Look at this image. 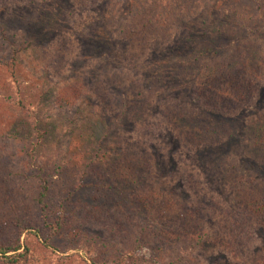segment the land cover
<instances>
[{"label":"rangeland","instance_id":"374dc122","mask_svg":"<svg viewBox=\"0 0 264 264\" xmlns=\"http://www.w3.org/2000/svg\"><path fill=\"white\" fill-rule=\"evenodd\" d=\"M156 1L0 0V153L4 147L16 149L13 146L18 145L16 151L21 155L10 160V169L5 165L0 170V229L5 217L10 222L18 211L23 220V212L35 208L41 182L33 175L41 166L51 182L50 191L56 190L54 199L67 200L64 205L70 208L64 211L87 209L92 202L86 196L95 193L100 195L97 206L111 207V215H116V210L143 196L157 212L165 213L161 217H174L167 225L164 218L157 219V227L165 231L176 228L181 235L185 225L174 214L180 206L202 207L198 204L202 199L206 204L204 212L210 214L208 203L227 204L224 191L220 193L223 189L217 188L213 180L220 171L236 163L243 173L264 179V142L255 141L251 135L260 127L264 130V82L260 96L252 104L246 102L229 119L216 120L213 146L202 154L188 155L185 142L181 147L172 139L198 130L196 121L173 118L175 113L187 114V106L197 99L196 87L204 86L188 73L178 75L179 67L194 69L195 63L188 66L187 58L172 68L174 49L187 48L180 40L193 36L192 31L200 28L195 49L212 48L203 69L213 67L222 58L224 66L220 67L232 73L236 66L234 54L244 49L248 36L246 30L235 28L240 20L232 18L238 12L252 16L257 8L254 0H198L203 8L200 21L188 18L191 22L180 24L176 12L167 15L168 27L155 35L147 48L142 44L133 46L116 33L133 19L144 23L143 9L152 8ZM252 27L253 39L264 51V25ZM175 37L177 42L171 49L168 44ZM13 44L18 51L16 58ZM155 78H160L158 84L146 85ZM18 100L22 104L26 100V105L37 112L23 110ZM173 123L177 125L173 127ZM199 142L209 144L205 139ZM25 144L30 149L38 144L37 157L41 160L35 169L28 170L31 185L23 190L27 171L23 163ZM145 146L148 152L143 154L140 148ZM144 156L150 158L146 160ZM174 166L179 171L173 170ZM87 168L94 178H84ZM4 169L10 170L9 178L1 173ZM105 177L108 180H103ZM95 183L100 184L101 192L96 193ZM218 217L205 221V229L198 230L197 242L217 226ZM75 225L88 241L98 240L108 248L122 243L136 264H227L221 258L226 254L224 250L186 241L190 234L181 240L178 235V240L173 237L160 243L156 239L146 241L136 231L123 236L105 224L84 225L80 220ZM15 231L19 229L15 227ZM64 233L54 239L61 252L49 253L43 264H101L98 258L90 259L80 238ZM257 237L260 249L263 236ZM29 243L39 244L33 238ZM124 251L120 248L115 258L127 256ZM130 257L127 263L132 262Z\"/></svg>","mask_w":264,"mask_h":264},{"label":"trees","instance_id":"16d2710c","mask_svg":"<svg viewBox=\"0 0 264 264\" xmlns=\"http://www.w3.org/2000/svg\"><path fill=\"white\" fill-rule=\"evenodd\" d=\"M187 1L189 0H158L152 5V8H148L149 6H147V8L143 9L145 14L144 23H142V20L133 19V21L125 23L123 27L117 29L116 33L121 38L129 41L133 46L142 44L144 48H147L152 41L151 39L155 35H159V33L165 31V28L168 27L170 18L167 15L170 16L176 12V20L180 24L191 22L188 18L193 21L195 19L199 20L203 8L201 9L198 0H191L192 4L189 5L186 4ZM170 2L171 4H169ZM241 2L245 3V5L249 3ZM254 2L257 8L253 11L252 16L248 14L247 17L243 13L238 12L232 18L240 20L238 21L239 27L235 28L246 30L248 34L245 39L246 44H244V49L240 52L236 51L234 54L233 60H235L236 66L235 69L233 68L232 73L226 71V68L220 67L224 66L222 58L218 59V62L213 67L210 66L203 69V66L207 65L206 60L211 58L212 48L203 49L202 47L195 49V43H197V39L201 34L200 28L192 31L193 36L188 35L186 38L184 37L180 40L185 41L187 48L181 46L182 52L180 49H174L175 55L171 59L172 68L176 66L179 60L187 58L188 66L195 63L194 69H191L192 67H179L178 75L184 77L188 73L190 74L188 76L197 80L196 82L204 84V86L196 87L194 93L197 99L194 101L195 104L187 106V114L181 115L175 113L173 118L174 120L178 118L179 121L183 118L184 120L189 118L187 119L188 121H196L198 123V130L192 134L190 132L187 135L182 133L181 138L177 137V135L172 138L176 143H180L181 147H183V141L185 142L187 152H190L188 155L191 153L192 155L197 153L202 154L210 149L209 147L213 146L212 140L215 134L216 120L223 121L227 118L229 119L246 102L252 104L262 92L263 85L261 83L264 82V51L256 43V40L253 39L252 33L254 32V27L252 26L259 23L264 25V2L262 0H254ZM244 12L246 13L245 10ZM171 41V44H167L173 49L177 42L176 37ZM190 43L192 44V50L189 51ZM12 47L14 52L13 58H16L18 57V51H16L14 44ZM175 76L177 75L175 74ZM155 79L152 82L146 81V85L151 87L154 82L158 84L159 81L157 79L160 78ZM193 84L195 86V83ZM120 87L124 86L121 85ZM134 91L136 92L135 89ZM24 101L25 103L23 102L22 104V101L18 100V103L23 106V110L28 108V112H37L36 109H31L26 105V100ZM191 111L192 114H190ZM176 125L173 123V127ZM259 129L253 130L251 135L255 137V141L258 140L260 143H263L264 130L261 127ZM261 138L263 139L262 141ZM200 139H205V142L209 144L200 143ZM148 146L140 148L143 154L148 152ZM13 147L19 150L17 148L18 145ZM16 149L11 148V146L2 149L0 163L4 165L0 166V170L5 168V165L10 169V160L21 156L20 152H17ZM24 150H26V155L23 157V163L26 164L27 171L24 174L26 177L23 175L25 180L23 190L26 186L31 185L29 183L31 172L29 173L28 170L35 169L36 164L41 160L37 157L38 144L34 145L32 149L25 144ZM144 158L147 160L150 156H144ZM6 159L8 160L6 161ZM29 161L32 163H29ZM239 167L235 163L227 171H220V174H217L218 176L211 177L216 183L217 188L223 189L220 193L224 191L225 202L227 203L225 206H219L216 203L209 204L207 202V205L211 207V213L208 214L203 210L206 204L201 199L198 201V204L204 205L202 207L198 205H183L180 206L179 211L174 212V214L178 215L179 219L183 220L185 225L184 231H182L184 234L181 235V232H178L176 228H172L171 231L168 229L165 231L163 228L159 229L157 227V219L163 221L162 219L164 218V223L167 225V221L172 220L174 217L169 218L168 214L161 217L165 213L163 211L157 212L153 203L146 201L143 196L138 197L132 205H124L121 210H116V215H111V207L99 208L97 206L100 195H95V193H87L86 197H91L92 202V205L87 209L64 211L70 208V206L64 205L67 200L56 201L54 199V192L56 190L54 192L50 191L52 189L51 182H49L47 176H44L41 166L38 168V173L33 175L36 176L34 179L41 182V193L37 201L34 200L35 208L33 209L32 207L30 211L23 212V220L20 218L21 213L15 211V218L8 222L9 217H5L6 222L2 224L4 227L0 229V264H43L48 261L49 253L53 255L61 252L55 247L54 239L63 237L64 232L68 235L75 234L76 238H80V242L84 246L82 247L83 250L87 251L88 256L93 261L94 258H98L101 264H136L133 255L128 252L122 243L119 245L114 244L108 248L102 245L103 242L98 240L95 242L93 239H89L88 241L84 237V234L80 232L81 230L78 228V225H75L80 220L83 221L84 225H108L111 231L114 230L123 236H128L132 231H136L138 236L147 239L146 241L156 239L160 243H162L163 239L167 241L173 237L177 239L178 235L180 236L178 239L181 240L190 234L191 237L186 241L193 244L203 242L202 245L207 246L206 248H210L209 245H211L215 251L221 252L224 250L227 255H223L221 258L227 264H252V262L264 264V179L256 175H250L249 172L243 173ZM172 168L175 171H179V168L176 166ZM90 170L87 168L83 174L85 179L92 176ZM9 172L10 170L8 169L1 171L6 176ZM10 176L8 175L7 177L9 178ZM92 178L94 177L92 176ZM105 179L108 180V177H105L103 180ZM195 180L197 183L201 181L200 179ZM84 187L89 188L90 186ZM94 189L97 191L96 193L101 192L100 184L95 183ZM17 194L18 196L20 195V193ZM187 195H189L188 192ZM173 205L174 201L170 206L172 207ZM68 212H72V215L70 216ZM27 215L29 217L32 216L33 220L29 219ZM211 216H219V223L216 224V227L211 228L210 232L206 231L208 235L206 233L201 235V239L197 242L195 239L200 237L198 230L205 229L203 225L205 221H209L208 219ZM214 220L217 222L216 219ZM29 222L33 225H29ZM15 227L19 229L18 232L15 231ZM24 234H26V241L23 242L21 239ZM260 235L263 236L261 250L257 247V236ZM32 238L33 240H37L39 244L30 245L29 240ZM118 246L125 250L124 252L127 253V256L122 254L119 259L115 258L118 256L116 253L120 250ZM93 254L96 255L94 256ZM128 257L133 258L130 259L132 262L127 263L129 261ZM182 260L183 258L179 259V262Z\"/></svg>","mask_w":264,"mask_h":264}]
</instances>
